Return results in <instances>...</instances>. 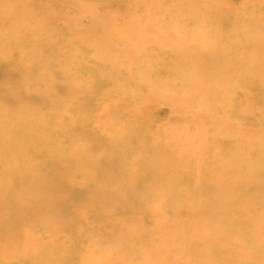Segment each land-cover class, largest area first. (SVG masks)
<instances>
[{
	"label": "rangeland",
	"instance_id": "rangeland-1",
	"mask_svg": "<svg viewBox=\"0 0 264 264\" xmlns=\"http://www.w3.org/2000/svg\"><path fill=\"white\" fill-rule=\"evenodd\" d=\"M0 264H264V0H0Z\"/></svg>",
	"mask_w": 264,
	"mask_h": 264
}]
</instances>
